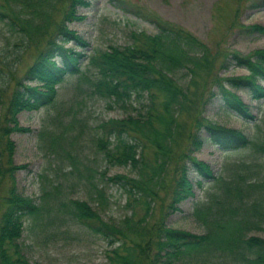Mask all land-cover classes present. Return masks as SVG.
<instances>
[{
    "label": "rangeland",
    "instance_id": "rangeland-1",
    "mask_svg": "<svg viewBox=\"0 0 264 264\" xmlns=\"http://www.w3.org/2000/svg\"><path fill=\"white\" fill-rule=\"evenodd\" d=\"M76 2L0 0V132L8 133L13 141L8 160L4 158L8 172L0 178V214L13 186L12 181L17 192L38 199L42 195V185L46 186L58 178L63 182L66 196L84 199L91 195L92 204L98 208L104 220H116L130 213L125 208L124 192L107 180L102 182L104 180L100 178V181H96L101 184L102 196H98L94 188L88 189L89 185L83 187L73 183L75 179L66 175V167L72 165L71 159L65 157L66 161H61L52 155L54 151L48 152L42 148L38 133L48 126L51 131L61 129L66 140L76 137L80 169L90 164L96 173L102 171L105 178L128 172V168L122 166L106 167L100 154L95 151L93 139L96 125L101 120L124 119L129 113L133 118L140 104L133 102L128 111H124L111 100L95 96L93 84L99 78L95 63H98L97 57L111 47L132 44L140 33L148 38L170 28L181 31L187 36V41H195L199 46L197 51L188 53L191 57L187 62L180 60L174 64L177 69L169 73L184 86L187 83L190 86L185 88L188 111L183 112L180 119L183 128L179 134L184 133L177 139L167 168L169 172L182 164L187 168V177L193 182V195L178 203V210H172L169 204L173 187L165 189L157 198L155 218L164 215L171 227L192 234H204L209 231V226L217 228L234 224L241 216L240 205L237 201L227 200L216 204V208L211 207L207 203L208 197L216 188L195 164L206 165L208 174L214 178L229 176L234 170L244 172V169L235 166L238 162L251 165L253 173H247L248 178L262 177L264 174V158L255 152L253 144L239 150H223L208 139L204 129V122H214L242 132L252 143L264 142V98H253L243 86L233 87L238 79L251 80L264 87V79L250 78L252 74L245 63L248 60L253 65L258 58L264 60L261 55L264 52V0ZM73 9L74 17L70 13ZM59 32H65L66 36ZM66 37L72 39L64 44V49L82 53V57L77 74H65L62 80L52 84L56 105L50 109L51 122L48 123L46 106H39L20 111L16 115L19 130L13 129L11 120L14 116H11L10 122L5 118L13 93L21 83L26 82L31 86L41 84L37 80L25 81V74L49 42L54 40L58 43ZM75 37L82 38L86 44H79ZM172 52L182 56L176 50ZM93 56L95 63L90 59ZM236 56L247 60L240 61ZM193 57H201V69L193 68L189 60ZM56 60L62 68L61 57L57 56ZM42 89L47 90L45 86ZM222 93L238 97L253 118H245L228 109L221 98ZM159 101L160 97L156 98L154 106ZM194 108L202 117L199 127L189 125V118L196 112ZM195 134L203 139L199 147L191 144L190 136ZM70 151L74 153V149ZM153 151L152 146L148 147L143 159L152 162L155 157ZM44 176H47L48 183H43ZM169 177L170 173L166 179ZM167 207L171 212L167 213ZM29 222H25L20 239L21 243L26 244L29 264H110L109 256H113L111 250L117 245L107 243L81 224L70 220L41 232L31 227ZM221 232H226L225 227ZM248 235L264 238V217L260 227L251 230ZM175 264L184 263L178 260Z\"/></svg>",
    "mask_w": 264,
    "mask_h": 264
},
{
    "label": "trees",
    "instance_id": "trees-1",
    "mask_svg": "<svg viewBox=\"0 0 264 264\" xmlns=\"http://www.w3.org/2000/svg\"><path fill=\"white\" fill-rule=\"evenodd\" d=\"M70 13L74 17L75 9ZM60 35L66 36L65 32ZM186 37L181 31L170 28L148 38L140 33L132 44L114 46L101 54L97 57L98 63H95L94 56L90 58L99 74L93 84L95 96L111 100L124 111H128L133 102L140 104L133 118L129 113L124 119L101 120L96 125L93 139L95 151L100 154L106 167L122 166L128 168V172L105 178L102 171L101 175L96 173L90 164L80 169L76 137L66 140L61 129L51 131L48 126L38 133L42 148L48 152L54 151L52 155L61 161H66L65 157L71 159L72 165L66 167V175L75 179L73 183L83 187L89 185L88 189L94 188L95 193L102 196L101 184L96 181H100V178L104 180L102 182L107 180L124 192L125 208L130 213L116 220H104L98 208L92 204L91 195L84 199L66 196L59 178L46 186L42 185V195L38 199L17 192L12 181L13 186L0 214V264H29L26 244L20 242L28 220L31 227L41 232L70 220L81 224L107 243L117 245L111 250L113 256H109L110 264H175L178 260L184 264H264V238L248 235V232L260 227L264 217V174L262 177L248 178V174L253 173L249 163L235 164L245 173L234 170L229 176L217 178L208 174L206 165L195 164L216 188L208 197L207 203L211 207L216 208V204L227 200L237 201L240 205L239 220L225 225L226 232H221L223 226H209V231L204 234H192L171 227L164 215L155 218L157 198L165 189L173 187L169 204L172 210H178L177 204L193 195V182L187 177V168L183 164L171 172L167 168L177 139L184 133L179 134L183 128L180 119L183 112L188 111L185 88L190 86L189 83L184 86L169 73L177 69L174 64L180 60L187 62L191 57L188 53L199 49L195 41H187ZM71 39L66 37L58 43L54 40L49 42L25 74V81L37 80L41 84L31 86L26 82L21 83L13 93L5 116L9 122L14 116L11 120L13 129L19 130L16 115L20 111L39 106H46L48 123L51 122L50 109L56 105L52 84L62 80L65 74L71 76L79 72L82 53L64 49V44ZM74 39L81 45L86 44L80 37ZM172 50L183 57L172 54ZM261 55L264 56V52ZM57 56L63 60L62 68L58 66ZM200 58L189 59L194 69H201L203 62ZM236 59L247 60L239 56ZM245 63L251 71L250 78L264 79V60L258 58L253 65L248 60ZM44 86L47 90L42 89ZM241 86L249 90L253 98H264V87L256 82L238 79L233 85L234 88ZM159 97L158 105L154 106ZM221 98L228 109L245 118H253L248 107L234 94L222 93ZM200 117L196 111L189 118V125L199 127L202 124ZM204 124L208 139L221 149L239 150L253 144L255 152L264 158V142L252 143L242 132L214 122ZM7 134L3 130L0 132V178L8 172L4 158L8 160L13 146ZM190 139L193 147L203 143L197 134L190 136ZM151 146L155 157L149 162L143 156ZM70 149H74V153ZM44 177L43 183H48L47 176Z\"/></svg>",
    "mask_w": 264,
    "mask_h": 264
}]
</instances>
